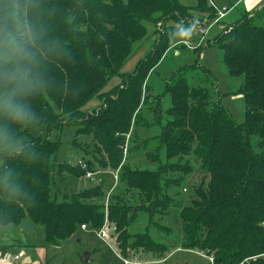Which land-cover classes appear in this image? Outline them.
Returning <instances> with one entry per match:
<instances>
[{"label":"trees","instance_id":"1","mask_svg":"<svg viewBox=\"0 0 264 264\" xmlns=\"http://www.w3.org/2000/svg\"><path fill=\"white\" fill-rule=\"evenodd\" d=\"M221 2L19 0L21 16L41 33L37 46L43 53L40 72L45 86L29 100L37 121L24 129L13 126L12 132L19 137L40 125L48 132L77 126L76 134L91 135L100 157L92 153L83 165L64 162L67 172L83 176L94 161L103 169L119 168V179L138 200L129 205L121 191L102 202L103 182L57 200L51 195L50 174L60 166L52 159L59 142L47 135L29 136L25 143L31 154L5 155L0 163V225H19L28 216L41 226L45 243L57 246L80 225L95 230L107 222L111 236L117 235L121 257L162 260L174 244L162 240L160 235L169 229L153 215L165 216L175 207L184 248L212 256V264H264V1L251 11L239 8L230 23L226 14L215 23L220 31L208 40L220 50L227 75L241 79L236 92L244 103L242 121L235 122L209 89L188 83L185 74L190 68L183 67L164 82L170 105L160 113L152 109L169 115L156 136L163 161L156 168L133 167L121 149L126 133H131V119L141 108L151 69L165 49L183 48L189 36L178 35V23L188 20L193 24L183 27H193L194 20H201L207 27L210 23L202 21L211 22L218 6H231V14L241 6L233 0ZM3 3L0 0V6ZM146 25L154 29L152 46L134 69L121 72L131 45L146 35ZM113 76L120 77L119 84L103 91ZM93 97L98 105L90 113L82 110ZM128 144L129 138L127 152L133 150ZM182 156H193L206 173L199 184L188 186L195 198L187 202L180 198L188 190L190 168L168 161ZM168 170L177 172L168 177ZM138 211L149 219L141 231L131 233ZM7 249L0 245V253Z\"/></svg>","mask_w":264,"mask_h":264},{"label":"rangeland","instance_id":"2","mask_svg":"<svg viewBox=\"0 0 264 264\" xmlns=\"http://www.w3.org/2000/svg\"><path fill=\"white\" fill-rule=\"evenodd\" d=\"M230 1L232 2V0ZM225 2L227 0H222L221 3ZM226 6L221 5L218 8H226ZM239 8L241 6L232 11L233 16L239 14ZM231 9V6L226 8L225 15ZM200 21L194 20L195 25H197L194 28L191 26L185 27L193 28V31L188 36L186 42L183 43L184 47L170 45L165 49L157 65L151 69L145 80L148 89L144 90V95H141V108L131 119V133L130 135L129 132L126 133V142L121 146L123 159L126 154L125 160L133 167L156 168L160 160L163 161L165 158L163 149L158 146L156 136L160 129L159 125L165 121L164 118L167 120L169 115L166 113L160 115L159 113L161 109L163 110L164 108L166 110L170 105V95L163 90L165 88L164 82L168 81L170 75L178 69L189 67L190 69L185 74L187 82L191 85H200L209 89L211 97L215 101L221 102L231 113L235 122L242 121L244 103L242 95L236 92L241 79L230 78L227 75L226 69L221 63L220 50L216 45L211 44V42L210 44L208 43V40H212L220 31V26L218 24L208 26L207 24L210 22L202 21L207 25L204 32L202 28H199L203 27L200 25ZM190 22L185 20L178 24L182 26H186V24L192 25L193 23ZM155 38L154 29L146 25V35L131 45L130 52L119 70L121 72H130L134 69L137 62L149 51ZM198 48L199 51H197ZM119 82V76L111 77L103 88V91H108L112 86L118 85ZM98 102V99L93 97L82 110L90 113L98 105ZM154 107L159 110V113H156L157 109L156 112L152 110ZM76 131L77 126L67 125L63 126L61 130L48 132L45 125H40L30 129L29 135L19 136L25 140L29 136L47 135L49 139L59 142L57 152L52 159H55L57 163L60 162V168L58 167L57 170L55 169L50 174L51 195L55 193L57 200H61L65 194L76 193L98 182H103L105 196L102 202L106 203L110 199L111 194L124 191L126 194L122 195L124 198L127 197V202L133 206L137 193L135 196L131 190H126L125 183L119 179V168L115 170L103 169L98 166L97 161H94L92 170L86 171L83 176H75L67 172V169L63 165L64 162L70 165H83L87 160L91 159L92 153L100 157L94 149L95 142L92 140L91 135L76 134ZM118 134L122 135L116 132V135ZM128 138V149H133L129 152H127ZM153 154L156 155L155 159L150 157ZM4 156L0 154V163ZM168 161L190 168L189 175L186 174L188 181H186L187 183L184 182L188 190L184 191L183 198H180V200L187 202L189 199L195 198L194 193L188 186L190 183L199 184L203 176H206V173L200 169L199 161L193 156H182L180 159L172 157ZM81 167L83 168V166ZM176 172L175 170H168L166 176L170 177ZM179 196H181L180 187L177 198ZM147 217L148 214L146 212L138 211L136 221L131 224L128 230L131 233L141 231L147 225L149 219ZM153 217L169 229L168 232H162L161 235L157 233V236H162L161 238L166 244L173 243L174 248L162 260H145L140 257V264H212V256L208 257L202 251L182 246L181 221L178 217V209L169 207L165 216L154 214ZM105 222L106 218H104L103 224ZM104 228H107L106 240H101L97 236L101 228L92 230L86 226L85 229H77L73 235L63 240L59 245L54 246L45 243L43 234L41 233V226L34 223L28 216H25L19 225H0V245L8 246L4 254L6 256H2V259L0 258V264H25L23 260L26 257L31 260L29 264H123V259L121 258L124 257H121L118 252L119 249L115 240L117 238L116 233H113V236H111V227L107 222ZM170 231L171 233H169ZM155 233L153 232V235ZM14 243L21 245H16L14 248ZM10 245L12 246L10 247ZM86 252L88 253L89 261L82 262L80 258ZM134 257L136 258V256ZM131 259L134 258L127 260L130 264H132Z\"/></svg>","mask_w":264,"mask_h":264},{"label":"clouds","instance_id":"3","mask_svg":"<svg viewBox=\"0 0 264 264\" xmlns=\"http://www.w3.org/2000/svg\"><path fill=\"white\" fill-rule=\"evenodd\" d=\"M0 17V154H31L24 138L11 129L28 128L38 119L29 100L45 86L40 72L43 53L37 46L41 33L21 16L19 0H4ZM177 27L178 35L188 36L195 25Z\"/></svg>","mask_w":264,"mask_h":264},{"label":"crops","instance_id":"4","mask_svg":"<svg viewBox=\"0 0 264 264\" xmlns=\"http://www.w3.org/2000/svg\"><path fill=\"white\" fill-rule=\"evenodd\" d=\"M264 0H233V3H234V5L235 4H237L238 2H240V4H241V9L242 8H244V10L245 11H251L252 9H254V8H256L261 2H263ZM226 17V21H228L227 23H230L231 21H233V20H235V17L236 16H233L232 14H231V11L225 16ZM229 19V20H228ZM211 25H213V24H211ZM208 26H210V25H208ZM204 29V32H205V27H203ZM15 245H13L14 246V248L16 247V245H21V244H19V243H14ZM5 254V251H3V252H1L0 253V258L2 259L4 256H6V255H4ZM3 256V257H2ZM28 257H26V258H24V260H23V262L25 263V264H29L30 262H31V260L29 259V261H26V259H27ZM132 261L133 260H136V261H139V262H141L140 260H138V259H131ZM44 262H45V260H44Z\"/></svg>","mask_w":264,"mask_h":264},{"label":"built area","instance_id":"5","mask_svg":"<svg viewBox=\"0 0 264 264\" xmlns=\"http://www.w3.org/2000/svg\"><path fill=\"white\" fill-rule=\"evenodd\" d=\"M225 11H226V8L225 7H222V8H218L217 10V14H216V17L210 22L209 25L211 24H215L216 22H218V20H220L221 18L224 17L225 15ZM86 228V225H80V229H85ZM100 231L98 232V238L101 239V240H106L107 238V231L104 227H102L101 229H99ZM123 259L122 262L123 264H130L127 260L128 259H125V258H121ZM130 261V260H129ZM132 264H140L139 261H132Z\"/></svg>","mask_w":264,"mask_h":264},{"label":"water","instance_id":"6","mask_svg":"<svg viewBox=\"0 0 264 264\" xmlns=\"http://www.w3.org/2000/svg\"><path fill=\"white\" fill-rule=\"evenodd\" d=\"M202 29H204V28H202ZM202 31H204V30H202ZM80 260H81L82 262H88V261H89L88 253L86 252V253L80 258ZM26 261H29V259L27 258ZM23 263H24V262H23Z\"/></svg>","mask_w":264,"mask_h":264}]
</instances>
